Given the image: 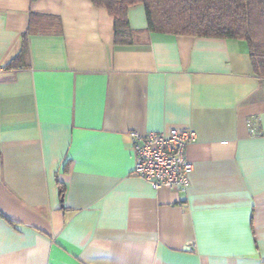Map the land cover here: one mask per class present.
Here are the masks:
<instances>
[{"label": "crops", "instance_id": "1", "mask_svg": "<svg viewBox=\"0 0 264 264\" xmlns=\"http://www.w3.org/2000/svg\"><path fill=\"white\" fill-rule=\"evenodd\" d=\"M127 17L140 32L115 44L90 0H0V66L27 32L24 64L0 73V264H264V77L246 42L148 32L142 4ZM169 127L195 132L185 191L133 174L128 133Z\"/></svg>", "mask_w": 264, "mask_h": 264}, {"label": "trees", "instance_id": "2", "mask_svg": "<svg viewBox=\"0 0 264 264\" xmlns=\"http://www.w3.org/2000/svg\"><path fill=\"white\" fill-rule=\"evenodd\" d=\"M35 1V0H31ZM113 19L115 44H130L134 34L127 17L131 6L145 8L148 32L172 35L242 39L246 42L253 73L264 77V0H90ZM43 17V16H40ZM50 18V17H44ZM27 32L19 52L3 68L24 64ZM64 187H60V194Z\"/></svg>", "mask_w": 264, "mask_h": 264}, {"label": "built area", "instance_id": "3", "mask_svg": "<svg viewBox=\"0 0 264 264\" xmlns=\"http://www.w3.org/2000/svg\"><path fill=\"white\" fill-rule=\"evenodd\" d=\"M3 69L0 66V73ZM249 130L255 134V128L250 123ZM128 134L134 155L133 174L155 189L186 190L192 166L186 160L185 148L195 139L193 130L169 127L147 133L130 131Z\"/></svg>", "mask_w": 264, "mask_h": 264}]
</instances>
